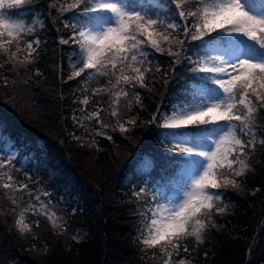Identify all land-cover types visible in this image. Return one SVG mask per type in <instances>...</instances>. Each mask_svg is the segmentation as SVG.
Wrapping results in <instances>:
<instances>
[{"label":"trees","instance_id":"trees-1","mask_svg":"<svg viewBox=\"0 0 264 264\" xmlns=\"http://www.w3.org/2000/svg\"><path fill=\"white\" fill-rule=\"evenodd\" d=\"M56 2L57 0H32L30 4L22 6L23 11L5 10L9 14L14 13V18H22L27 25L33 24L34 29L28 39L39 38L40 46L37 49L38 55L34 54L33 64L17 65L15 71L10 70V64L0 68V75L8 77L7 84L2 88L11 93L15 101L29 112L22 110L29 119L23 126L8 119H0V132L1 136L18 150L14 163L18 174H13L17 184L27 183L28 177L36 178L47 185L57 199L62 196L66 202L64 207L68 208L67 213L71 214L74 211V214L70 215L69 229L67 227V232L62 233L61 239L51 234V229L44 222L38 228L33 225V230L27 236H23L15 227L19 208L6 203L7 197L4 195L7 192L0 193V264H100V259L104 257L107 249L105 242L114 245L115 253L108 259L105 256L101 261L103 264L107 262L156 264L151 259V256L155 255L151 251L156 250L148 249L141 242L140 234L145 229L147 218L143 215L142 202L134 197L133 192L145 187L169 196L171 190L167 181L178 176L177 166L173 161L180 159L182 153L179 151L169 159L155 156V169L150 173L140 174L136 171L134 163L120 170L116 176V186L122 195H119V202L109 212L111 218L102 220L98 215L99 204L93 197L90 187L78 173L70 169L63 157L60 144L43 138L40 133L50 131L57 124L55 113L59 111L63 115L64 128L74 131L79 137L71 145L70 156L76 159L83 153L88 154V160L84 157L82 160L97 165V167L88 165L89 167L99 169L114 159L119 150L129 146L130 140L136 139L142 133L140 129H143L144 122L151 121L158 108L168 109L173 100L189 97L191 90L184 83L186 79L192 80L195 84H199L200 79L189 70L187 60H181L179 61L181 63L177 64L176 58L167 55V52L153 53L148 56L152 71L147 72L145 76L147 87L130 89L129 96L122 97L119 102L120 122L128 119L136 121L135 126L128 124L131 131L123 133L115 125V133H110L111 139H95L91 135H82L71 120L72 114L78 111L77 108L85 104L82 101L90 99L94 104L88 103L89 107L95 105L96 108H104L103 115L108 121L114 118L110 115L112 97L107 93H101L95 95L97 97L95 100L93 91L100 86L95 76L91 80H87L85 75L69 79L74 70L76 46L71 43L68 45L59 43L61 37L69 38L72 29L63 26L61 23L63 16L58 15L56 9L51 7V4ZM131 2L149 13L170 11L168 0ZM73 3L74 0H59V4L65 6ZM66 15L70 16L71 12ZM180 38L184 39L183 34ZM213 43L209 42L207 37L203 41L189 38L184 44V55L196 59V54H201L202 49ZM178 47L173 46V51ZM24 55L26 53H21V58ZM5 59L6 57L0 54V64H3ZM145 66L147 67V64ZM157 68L160 71H156ZM37 69L40 72L39 76L35 75ZM134 92L140 94L139 104L135 100ZM129 100L132 101L130 107L127 106ZM115 119L114 124H117V118ZM257 124H264V112L257 114ZM29 128H35L37 133L30 131ZM152 138H155L154 134ZM152 138L151 149L161 145L160 139L152 141ZM261 138L264 136L258 133L257 140ZM78 142H82L81 145L77 144ZM248 162L250 170L239 178L241 186L221 189V200L216 203L217 207L224 208L225 211L217 212L213 209L211 220L205 219L207 227L203 231V241L197 242L193 237H189L182 243L177 260L187 258L193 262L192 264H247V251L257 228V221L261 217L257 207H260V202L263 201L264 146L258 143L256 152ZM25 198L30 200L28 197ZM13 208H16L15 212ZM99 228H102V236ZM82 229L87 231L86 239L75 242L73 238L75 231ZM43 242L49 247L48 254L34 256L32 249H36L35 246L43 248ZM184 247L188 248V252L184 251ZM157 253V256L161 255L160 252ZM254 255L252 262L248 263L264 264V246L258 247Z\"/></svg>","mask_w":264,"mask_h":264},{"label":"snow or ice","instance_id":"snow-or-ice-1","mask_svg":"<svg viewBox=\"0 0 264 264\" xmlns=\"http://www.w3.org/2000/svg\"><path fill=\"white\" fill-rule=\"evenodd\" d=\"M31 2L0 0V54L6 57L0 68L10 64V70L15 71L17 65L35 62L39 38L28 39L32 29L22 18H14V13L5 11H23L22 6ZM58 4L59 0L51 7L63 16V26L72 29L69 38L61 37L59 43L76 46L74 70L69 79L85 75L91 80L95 76L100 86L93 95L107 93L112 97L110 115L117 118L121 132L128 131L125 124L135 126L136 121L120 122L119 102L122 97L129 96L130 89L147 87L145 76L152 71L149 55L167 52L176 58V62L187 60L193 73L211 74L205 77L215 86L209 95L195 107L174 110V114L165 116L163 123L166 129L214 126V134L204 135V147L180 148L190 156L203 158V165L195 162L198 170L173 198L145 187L133 192L142 202L143 215L147 218L148 235L142 243L160 249L166 257L162 264H173V254L179 253L182 243L189 237L203 241L202 233L207 227L205 219L211 220L213 209L225 211L217 207L216 202L221 200L219 190L229 186L239 188V178L250 170L248 161L256 152L257 144L264 146V138L257 140L258 133L264 136V124H257V114L264 112V14L253 12L249 0H168V13L143 11L131 0H74L69 6ZM69 12L71 15H66ZM181 34L184 39L180 38ZM205 37L209 42L235 38L231 58L217 55L193 59L184 55L187 39L203 41ZM173 46L179 47L173 51ZM21 53L26 55L21 58ZM35 75H40L38 69ZM0 79L7 84V76ZM133 94L139 104L140 94ZM131 103L129 100L127 106ZM102 110L92 112L89 118H96L102 128H107L109 125L100 119ZM155 121L154 117L152 122ZM111 138L107 136V139ZM6 167H14L11 159L0 162V170ZM0 188L13 194L10 197L13 205H18L17 192L26 193L30 199L39 202L29 205L34 215L43 214L49 219L55 216L54 212L47 211L50 200L46 204L40 195L32 197L29 185L17 184L9 171H0ZM41 194L50 196L47 191ZM12 210L15 212L16 208ZM16 223L21 226V231L31 230L23 217ZM34 223L36 227L40 226L39 220ZM184 251L188 252V248L184 247ZM177 264H185V261L180 259Z\"/></svg>","mask_w":264,"mask_h":264},{"label":"rangeland","instance_id":"rangeland-1","mask_svg":"<svg viewBox=\"0 0 264 264\" xmlns=\"http://www.w3.org/2000/svg\"><path fill=\"white\" fill-rule=\"evenodd\" d=\"M249 8L255 12L256 14H264V0H249ZM39 26V25H38ZM36 26V27H38ZM28 27H30L33 31L34 26L33 24H28ZM31 34V33H30ZM235 38H224L219 39L218 41H215L213 44L205 47L201 50V54H196V58H208L212 56L217 55H223L226 58H231L233 51L235 50L234 44L232 43V40ZM250 43V42H249ZM181 62H177V64H180ZM189 66V70L191 71L192 65L187 62L186 64ZM192 72V71H191ZM195 74L199 79L200 83L195 84L192 80L186 79L185 85H187L190 88L189 97H182L181 99H175L173 100L172 104L168 109L164 108H158L156 112L153 114V117L151 121L144 122L143 129H140L142 131L141 134L138 135V137L134 140H130L129 146L126 148L119 150L118 153H116V157L112 159L109 163L105 164V166H101L99 169L89 167L90 166H96L97 165H91L88 161L82 160V157L88 160V154H81L78 158L74 159L73 156L71 157V145L74 141L79 139L78 135L74 134V131H68L63 126V115L60 114V112L55 113V118L57 120V124L53 126L50 131L41 132L40 136L43 138L56 141L60 144L62 147V153L63 157L66 161V163L70 166V169L74 171L76 174L78 173L82 180L86 183L88 187H90L93 197L96 202L99 204L98 206V215L102 218V220H105L106 218H111L112 215L109 217V212L111 209H114V206L117 205L119 202V195H122L119 192V189L116 186V176L119 174V171L122 170L126 165L133 164L136 167V171L140 174H146L150 173L155 169V156H161L162 158H170L176 155L177 152L180 151V148L184 147H191L192 145H196L197 147H204L205 141H204V135L206 134H214L213 133V127L214 126H188L187 128L182 129H166L163 127L164 118L166 115L174 114V110L176 112L180 111L181 107L186 106H192L195 107L197 104L200 103V101L204 98H206L210 90L214 88L215 86L211 83L210 79H206V76H209L211 74ZM0 77H4L3 74L0 75ZM6 85L2 79H0V119L1 120H10L16 124H22L26 125V123L29 121V119L26 117L25 113L22 111L28 110L24 108V106L18 102L15 101L13 95L9 93L7 90L2 88V86ZM95 100H97V97H94ZM94 104L92 100L88 99L87 104H84L83 107L77 108L78 111L72 114L71 120L73 121V125L77 128V130L84 136H90L95 139H107V136H110V133H115V125L114 121L116 120L115 117L112 119L107 120V117H104L103 112L104 108L97 107L93 105L94 107H89V105ZM160 106V105H159ZM97 109H103L100 112V119L109 127L102 128L100 124L97 123L96 118H89L91 116V113L96 111ZM73 117H76V119H73ZM156 118L155 123H153V118ZM124 123V122H121ZM118 126V125H117ZM74 127V128H75ZM125 127L128 128V124H125ZM119 128V127H118ZM152 128V129H151ZM194 128V130H192ZM29 130L32 132L35 131L37 133V130L35 128H29ZM151 130H155V132L151 133ZM0 131H1V125H0ZM131 129L128 128V131L123 133L130 132ZM45 133V134H44ZM98 133H102L99 134ZM87 134V135H86ZM152 134H154L155 138H152ZM151 138L152 141H155L160 139L159 144L160 146H155V151H152L151 149ZM82 142H78L77 144L81 145ZM87 150L88 147L84 146ZM145 148H148L146 151ZM181 152V151H180ZM67 153L69 155H67ZM182 157L180 159L174 160V164L177 166V177L169 179L167 181V185L170 188V196L169 198H173L176 193L180 190L182 186H186L187 181L189 180L191 174L195 172L197 169V165L195 162L199 161L200 166L203 165V158L190 156L187 153L181 152ZM84 155V156H83ZM18 156V150L11 146V143L5 138L1 136L0 132V162H4L8 159L12 160V164L14 167H6L3 170L0 171H9L11 174L17 175L16 171V165L14 164L16 161V158ZM177 158V157H175ZM172 162V163H173ZM27 184L29 185V189H31V195L32 197H35L36 195H40V199L44 201L46 204H48V201L50 200L51 203L48 204L47 211L49 213L54 212L55 216L52 217V219H49L47 216L40 214V215H34L32 210L29 208L30 204H38L39 202L30 199L29 196L26 193H20L17 192L15 194V198L18 200V205H16L19 211L17 219H21L23 217V222L30 225L31 230L30 231H21L20 225L15 224L16 231L20 233L23 236H27L28 233H30L35 225V221L39 220L40 224L44 222L46 226L51 229V234H53L55 237L61 239L63 238L62 233L65 231L67 232V227L69 229L70 225V215L74 214V211L71 212V214L67 213L68 208L65 205V199L61 196L57 199V196L54 194H51L50 188L47 185H44L43 183L39 182L36 178H30L28 177ZM47 191L50 193L49 197H44L41 193ZM220 191V194L222 195V191ZM7 192L4 196L7 197L6 203L12 204L10 197H12V193L10 191H3L2 188H0V193ZM19 193V194H18ZM25 194V195H24ZM22 197V198H21ZM28 197L30 200L28 201ZM263 201H261V206L257 207L259 212L261 213V217L259 218L257 228L255 229V232L251 238L250 246L247 251V257L246 262L247 264H250L252 262V259L254 258V254L257 251L258 247L264 246V192L262 193ZM68 205V203H67ZM27 209V210H26ZM41 212L43 210H40ZM115 211V210H112ZM111 221V220H110ZM36 227V226H35ZM40 227V226H39ZM38 228V227H36ZM98 231L100 232L101 236L103 235L102 228H99ZM263 232V235H262ZM87 231L85 230H76L75 234L73 235L75 242H81L86 239L87 237ZM147 230L146 228L142 231V234H140L141 239L147 237ZM203 235V233H202ZM36 238V237H34ZM196 241L195 237H193ZM141 240V242H142ZM44 246L43 248H38L35 246L36 249H32L34 256H42L47 255L49 251V247L43 242ZM107 247L106 253L104 254V257H101L100 264H103L101 261L102 259L111 258L115 251L113 250L114 245L110 243H104ZM143 246H145L142 243ZM146 247V246H145ZM151 250V253H155L154 256H151V259L154 263L162 264L163 259L166 257L164 254L160 251L158 247L156 248H149ZM160 252L161 255L157 256L156 253ZM149 254V253H148ZM158 254V253H157ZM176 253L173 254V264H177L179 260H177ZM106 259V260H107ZM185 264H192L193 262L190 259L184 258ZM250 262V263H248ZM108 264V262H107Z\"/></svg>","mask_w":264,"mask_h":264}]
</instances>
